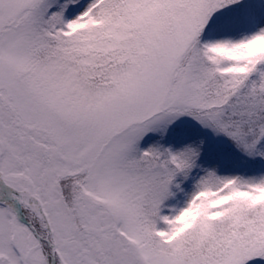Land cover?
<instances>
[{
  "label": "snow or ice",
  "instance_id": "snow-or-ice-1",
  "mask_svg": "<svg viewBox=\"0 0 264 264\" xmlns=\"http://www.w3.org/2000/svg\"><path fill=\"white\" fill-rule=\"evenodd\" d=\"M0 264H264V0H0Z\"/></svg>",
  "mask_w": 264,
  "mask_h": 264
}]
</instances>
